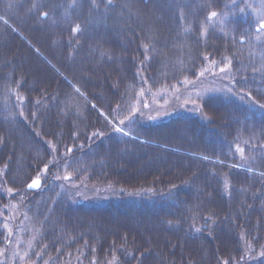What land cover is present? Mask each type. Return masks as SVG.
Returning a JSON list of instances; mask_svg holds the SVG:
<instances>
[{"label":"trees","instance_id":"obj_1","mask_svg":"<svg viewBox=\"0 0 264 264\" xmlns=\"http://www.w3.org/2000/svg\"><path fill=\"white\" fill-rule=\"evenodd\" d=\"M262 22L264 0H0V207L21 195L29 264H264ZM210 67L193 108L157 107Z\"/></svg>","mask_w":264,"mask_h":264},{"label":"rangeland","instance_id":"obj_2","mask_svg":"<svg viewBox=\"0 0 264 264\" xmlns=\"http://www.w3.org/2000/svg\"><path fill=\"white\" fill-rule=\"evenodd\" d=\"M222 73L223 72L221 70L215 71L212 67L207 68L204 72H201L195 80L188 81L182 86L176 87L175 89L173 88V90H171L172 93H170L157 107L166 108V106L171 105L170 103L174 102L179 103L177 105H181L182 109H185L186 107H192L193 102L191 101V94L195 93L196 95L200 92L202 93V91H207L206 89L216 88L213 86L218 84L216 81H219V76H221ZM213 79H215V81ZM177 91L185 92V94L186 92H189V100L185 98L183 101V99H181V95L179 94L181 92L177 93ZM30 182L32 181H29L26 184L25 189ZM40 187L37 190H26L29 192H37L41 189ZM67 187L68 188L66 189L68 190V193L73 196V199L76 200L77 203L105 204L107 201L109 203V200H117L119 196L123 197V194H121L123 192L120 190H115V188L110 185H94L81 182L77 184L71 183V185ZM2 194L5 198V203L0 207V218L2 219V231L5 234L2 237L4 242L0 245V264H29L30 262L26 260L30 249V239H32V236L30 239L28 238L25 225L22 221H20L21 211L19 210V203L22 201L20 200L21 195L17 194L11 199L12 191L9 192V190H6V188L5 192ZM13 194L15 195V193ZM63 260L65 261H62L60 264L70 263V259L66 261L64 258ZM72 264L81 263L78 259H72Z\"/></svg>","mask_w":264,"mask_h":264},{"label":"snow or ice","instance_id":"obj_3","mask_svg":"<svg viewBox=\"0 0 264 264\" xmlns=\"http://www.w3.org/2000/svg\"><path fill=\"white\" fill-rule=\"evenodd\" d=\"M217 16L216 12H212L209 15V19H213ZM259 29H264V22H262L259 26ZM259 29H257L259 31ZM77 31H79L78 26L76 28H73V33L75 34ZM121 123H124V121H121ZM117 132H120L121 129L120 128H116ZM125 135H127V133H124ZM68 151H71V149H69ZM67 178V177H66ZM29 188H39L40 187V178L36 177L35 179L32 180V182L28 185ZM9 192H11V189H9Z\"/></svg>","mask_w":264,"mask_h":264},{"label":"water","instance_id":"obj_4","mask_svg":"<svg viewBox=\"0 0 264 264\" xmlns=\"http://www.w3.org/2000/svg\"><path fill=\"white\" fill-rule=\"evenodd\" d=\"M30 183H31V182H30ZM30 183H29V184H30ZM29 184H28V185H29ZM28 185H27V188H26V189H28V190H37V189H38V188H35V189H33V188H29Z\"/></svg>","mask_w":264,"mask_h":264}]
</instances>
